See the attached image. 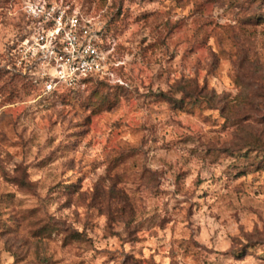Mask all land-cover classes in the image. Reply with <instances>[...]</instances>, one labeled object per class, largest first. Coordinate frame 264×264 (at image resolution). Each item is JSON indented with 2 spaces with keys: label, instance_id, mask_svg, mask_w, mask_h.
I'll use <instances>...</instances> for the list:
<instances>
[{
  "label": "rangeland",
  "instance_id": "1",
  "mask_svg": "<svg viewBox=\"0 0 264 264\" xmlns=\"http://www.w3.org/2000/svg\"><path fill=\"white\" fill-rule=\"evenodd\" d=\"M46 1L119 66L43 94L0 0V264H264V0Z\"/></svg>",
  "mask_w": 264,
  "mask_h": 264
},
{
  "label": "built area",
  "instance_id": "2",
  "mask_svg": "<svg viewBox=\"0 0 264 264\" xmlns=\"http://www.w3.org/2000/svg\"><path fill=\"white\" fill-rule=\"evenodd\" d=\"M24 37L9 51L17 70L45 95L83 90L88 80L111 81L117 43L101 15L64 2L22 0Z\"/></svg>",
  "mask_w": 264,
  "mask_h": 264
},
{
  "label": "trees",
  "instance_id": "3",
  "mask_svg": "<svg viewBox=\"0 0 264 264\" xmlns=\"http://www.w3.org/2000/svg\"><path fill=\"white\" fill-rule=\"evenodd\" d=\"M91 81H100V80H95V79H90V80H88V82L87 83H89V82H91ZM81 91V90H80ZM65 92H67V93H72V92H79V90H69V91H65ZM65 92H63V93H65ZM56 94H59V93H52V94H50V95H56ZM61 94V93H60Z\"/></svg>",
  "mask_w": 264,
  "mask_h": 264
}]
</instances>
